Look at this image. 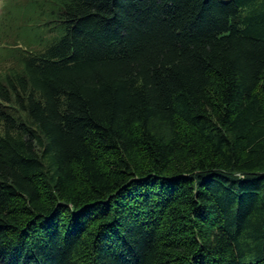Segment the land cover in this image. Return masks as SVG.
<instances>
[{
    "label": "trees",
    "instance_id": "obj_1",
    "mask_svg": "<svg viewBox=\"0 0 264 264\" xmlns=\"http://www.w3.org/2000/svg\"><path fill=\"white\" fill-rule=\"evenodd\" d=\"M14 13L0 264H264V0Z\"/></svg>",
    "mask_w": 264,
    "mask_h": 264
},
{
    "label": "rangeland",
    "instance_id": "obj_2",
    "mask_svg": "<svg viewBox=\"0 0 264 264\" xmlns=\"http://www.w3.org/2000/svg\"><path fill=\"white\" fill-rule=\"evenodd\" d=\"M25 0H0V49L3 46H10L13 41H16V28L20 25L17 19H13L15 10ZM12 9V14L8 9ZM3 56L0 55V71L3 70L9 63L6 59L1 60Z\"/></svg>",
    "mask_w": 264,
    "mask_h": 264
}]
</instances>
